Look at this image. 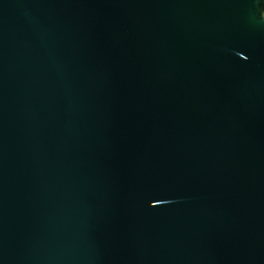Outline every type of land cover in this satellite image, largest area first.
I'll list each match as a JSON object with an SVG mask.
<instances>
[{"label":"water","instance_id":"95a60500","mask_svg":"<svg viewBox=\"0 0 264 264\" xmlns=\"http://www.w3.org/2000/svg\"><path fill=\"white\" fill-rule=\"evenodd\" d=\"M0 264H264V0H0Z\"/></svg>","mask_w":264,"mask_h":264}]
</instances>
